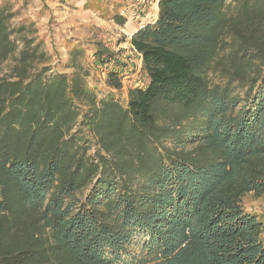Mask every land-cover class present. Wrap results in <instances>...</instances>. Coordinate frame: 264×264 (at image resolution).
I'll list each match as a JSON object with an SVG mask.
<instances>
[{
    "label": "trees",
    "instance_id": "obj_1",
    "mask_svg": "<svg viewBox=\"0 0 264 264\" xmlns=\"http://www.w3.org/2000/svg\"><path fill=\"white\" fill-rule=\"evenodd\" d=\"M13 17L0 6V64L13 59L0 77V264H121L137 233L141 264H264V226L242 208L264 195V0H158L129 40L145 84L124 103L103 43L92 63L72 46L70 74L48 73ZM94 69L105 93L88 86Z\"/></svg>",
    "mask_w": 264,
    "mask_h": 264
},
{
    "label": "rangeland",
    "instance_id": "obj_2",
    "mask_svg": "<svg viewBox=\"0 0 264 264\" xmlns=\"http://www.w3.org/2000/svg\"><path fill=\"white\" fill-rule=\"evenodd\" d=\"M84 3L85 0H0V6H5L14 16L10 20L11 28L20 25L25 27V31L16 37L32 38L35 44H39L40 50L46 53L48 61L44 66L48 73L70 74L71 71L65 69V64L72 46L84 49L88 62L92 63L90 48L95 42L103 43L115 55L106 68L112 66L120 69L122 89L119 92L113 91V94L124 103L129 88L145 84L144 77L136 68L137 59L130 52L129 40L139 27L154 21L157 2L93 0L88 3V8L84 7ZM113 14H121L126 19L125 24H115L111 19ZM12 65L13 59L0 64V77L7 75ZM104 77L102 69H94L88 79V86L105 93L107 89L103 84ZM209 81L211 84L225 82L218 74H210ZM85 135L92 139L90 135ZM242 208L245 213L257 217L264 226V195H246L242 200ZM144 240L142 233H137L132 238L126 253L121 254V264H141L145 258V253L141 251Z\"/></svg>",
    "mask_w": 264,
    "mask_h": 264
},
{
    "label": "crops",
    "instance_id": "obj_3",
    "mask_svg": "<svg viewBox=\"0 0 264 264\" xmlns=\"http://www.w3.org/2000/svg\"><path fill=\"white\" fill-rule=\"evenodd\" d=\"M157 1H158V0H156V2H157ZM155 7H156V3H155ZM129 47H130V43H129ZM135 57H136V59H137L136 68H137V69L139 70V72H140L141 59H140L139 57H137V56H135ZM108 70L120 73V69H117V67L109 66V69H108ZM120 75H121V73H120ZM131 88H132V87H131Z\"/></svg>",
    "mask_w": 264,
    "mask_h": 264
},
{
    "label": "built area",
    "instance_id": "obj_4",
    "mask_svg": "<svg viewBox=\"0 0 264 264\" xmlns=\"http://www.w3.org/2000/svg\"><path fill=\"white\" fill-rule=\"evenodd\" d=\"M123 13V12H122ZM130 52H131V54H133V55H135V56H137V57H139V55H137L134 51H133V49L132 48H130Z\"/></svg>",
    "mask_w": 264,
    "mask_h": 264
}]
</instances>
